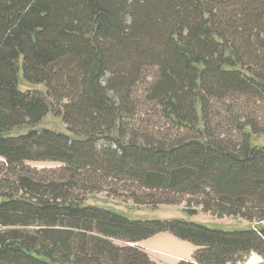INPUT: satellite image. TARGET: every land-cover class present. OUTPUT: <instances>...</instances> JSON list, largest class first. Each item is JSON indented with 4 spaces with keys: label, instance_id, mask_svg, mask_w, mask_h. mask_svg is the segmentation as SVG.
<instances>
[{
    "label": "trees",
    "instance_id": "16d2710c",
    "mask_svg": "<svg viewBox=\"0 0 264 264\" xmlns=\"http://www.w3.org/2000/svg\"><path fill=\"white\" fill-rule=\"evenodd\" d=\"M160 233L195 248L178 264L264 261V0H0V264H156L136 245Z\"/></svg>",
    "mask_w": 264,
    "mask_h": 264
},
{
    "label": "rangeland",
    "instance_id": "374dc122",
    "mask_svg": "<svg viewBox=\"0 0 264 264\" xmlns=\"http://www.w3.org/2000/svg\"><path fill=\"white\" fill-rule=\"evenodd\" d=\"M19 89L21 91H41L40 87H33L20 83ZM37 129L46 128L59 132H65V126L60 119L55 118L51 113L42 119ZM25 130L17 131V133H24ZM32 168L54 170L59 168V164L51 162H31L28 164ZM87 205L96 206L102 209L120 213L131 220L142 221H172L181 220L203 225L207 228L233 231L246 229L249 225L240 219L222 218L219 219L210 214L201 211V208H196L182 202L178 205H160L157 207L136 206L127 195L120 192L115 197H112L107 192H102L93 197H89L86 202ZM195 211L193 216L185 213ZM193 213V212H192ZM138 246L149 258L156 264H178L180 261H190L195 248L183 242L169 233H160L154 237L138 243ZM244 264H264V261L257 255L251 254L249 259Z\"/></svg>",
    "mask_w": 264,
    "mask_h": 264
}]
</instances>
